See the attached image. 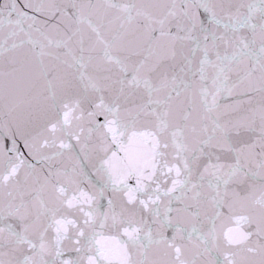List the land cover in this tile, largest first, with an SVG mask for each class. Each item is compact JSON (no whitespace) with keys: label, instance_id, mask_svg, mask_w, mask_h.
I'll use <instances>...</instances> for the list:
<instances>
[{"label":"snow or ice","instance_id":"obj_1","mask_svg":"<svg viewBox=\"0 0 264 264\" xmlns=\"http://www.w3.org/2000/svg\"><path fill=\"white\" fill-rule=\"evenodd\" d=\"M0 264H264V0H0Z\"/></svg>","mask_w":264,"mask_h":264}]
</instances>
